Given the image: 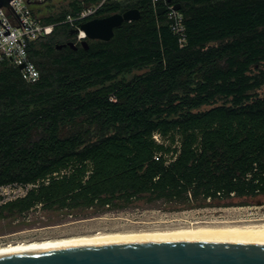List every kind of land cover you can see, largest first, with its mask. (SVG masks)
<instances>
[{
  "label": "trees",
  "instance_id": "trees-1",
  "mask_svg": "<svg viewBox=\"0 0 264 264\" xmlns=\"http://www.w3.org/2000/svg\"><path fill=\"white\" fill-rule=\"evenodd\" d=\"M180 46L151 0L107 2L95 17L139 9L89 49L73 40L74 1L44 18L34 41L40 79L0 67V188L28 187L0 218L46 211L246 204L264 195V0H173ZM89 3V2H87ZM246 201V202H245Z\"/></svg>",
  "mask_w": 264,
  "mask_h": 264
},
{
  "label": "water",
  "instance_id": "water-1",
  "mask_svg": "<svg viewBox=\"0 0 264 264\" xmlns=\"http://www.w3.org/2000/svg\"><path fill=\"white\" fill-rule=\"evenodd\" d=\"M12 0H0V8ZM180 10L182 5L177 3ZM165 7L157 9L164 14ZM139 9H129L84 22L88 40L110 41L115 28L141 18ZM77 29L71 30V34ZM77 49L73 41L59 45ZM22 68V66L20 67ZM0 264H264V234H204L109 237L13 248L0 252Z\"/></svg>",
  "mask_w": 264,
  "mask_h": 264
},
{
  "label": "rangeland",
  "instance_id": "rangeland-1",
  "mask_svg": "<svg viewBox=\"0 0 264 264\" xmlns=\"http://www.w3.org/2000/svg\"><path fill=\"white\" fill-rule=\"evenodd\" d=\"M72 2L52 0L47 4L30 6L42 14H55L69 8ZM16 195L21 193L14 196ZM14 196L10 197L15 198ZM236 201L237 199L229 201L234 202L232 205L187 209H173L162 203L150 205L141 201L122 210L105 212L95 209L46 211L37 207L24 216L0 218V245L106 232L146 233L191 225L222 226L251 221L264 223V195L248 199L243 205L236 204Z\"/></svg>",
  "mask_w": 264,
  "mask_h": 264
},
{
  "label": "built area",
  "instance_id": "built-area-1",
  "mask_svg": "<svg viewBox=\"0 0 264 264\" xmlns=\"http://www.w3.org/2000/svg\"><path fill=\"white\" fill-rule=\"evenodd\" d=\"M52 0H12L10 7L0 8V67L4 64H10L18 68L21 77L27 83H35L40 79V71L30 57L31 44L34 41L42 40L52 35L55 24L46 23L44 18L51 14H42L31 8V4H47ZM82 3V8L66 15V18L60 23H69L72 30L77 29L73 35V42L80 45L87 39L81 25L95 17L103 5L107 2H119L124 0H71ZM89 2V3H87ZM152 6L157 13V9L165 7V20L169 24L171 31L178 36L180 46L187 44L186 24L183 12L175 8L176 3L173 0H151ZM158 14V13H157ZM159 15V14H158ZM22 49L24 57L19 56V50ZM31 64L38 73V79L31 81V73L27 65ZM22 66V68H20ZM25 76L29 79L26 80ZM1 114V106H0ZM28 187L13 184L0 188V209L8 201L24 195ZM21 193V195H16ZM10 196H14L12 198Z\"/></svg>",
  "mask_w": 264,
  "mask_h": 264
},
{
  "label": "bare ground",
  "instance_id": "bare-ground-1",
  "mask_svg": "<svg viewBox=\"0 0 264 264\" xmlns=\"http://www.w3.org/2000/svg\"><path fill=\"white\" fill-rule=\"evenodd\" d=\"M252 222H255V221H251L249 223L242 222L241 224H233V223L228 224L227 223L222 226L191 225L189 227L186 226V227H181V228L172 229V230L155 231V232L147 231L146 233H143V232L141 233H116V232L107 233L106 232V233H95L93 235H88V236H72V237L68 236V237H61V238H55V239L32 240V241H26V242L11 243L7 245H0V252L13 249V248L44 246V245H51V244L62 243V242L96 239V238H109V237L204 235V234H264V223H252Z\"/></svg>",
  "mask_w": 264,
  "mask_h": 264
},
{
  "label": "flooded vegetation",
  "instance_id": "flooded-vegetation-1",
  "mask_svg": "<svg viewBox=\"0 0 264 264\" xmlns=\"http://www.w3.org/2000/svg\"><path fill=\"white\" fill-rule=\"evenodd\" d=\"M254 66H255V72L256 73H259L260 69L264 70V60H261V61L259 60V62L255 63ZM258 68H260V69L258 70ZM253 93H254L255 97L256 96L264 97V84L259 86V87H256V89L254 90Z\"/></svg>",
  "mask_w": 264,
  "mask_h": 264
},
{
  "label": "clouds",
  "instance_id": "clouds-1",
  "mask_svg": "<svg viewBox=\"0 0 264 264\" xmlns=\"http://www.w3.org/2000/svg\"><path fill=\"white\" fill-rule=\"evenodd\" d=\"M19 56L21 58L24 57V52L22 49L19 50ZM27 68H28V71L31 73V76H30L31 81H33V82L36 81L38 79V73L34 70L33 65L28 64ZM25 79L28 80L29 77L25 76Z\"/></svg>",
  "mask_w": 264,
  "mask_h": 264
}]
</instances>
